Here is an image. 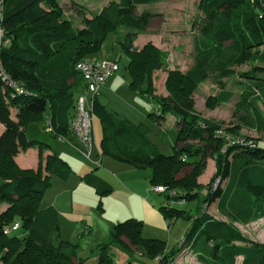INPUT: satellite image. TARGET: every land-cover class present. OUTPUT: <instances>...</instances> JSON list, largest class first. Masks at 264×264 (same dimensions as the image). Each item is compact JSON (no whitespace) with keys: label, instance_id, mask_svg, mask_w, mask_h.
I'll return each mask as SVG.
<instances>
[{"label":"trees","instance_id":"1","mask_svg":"<svg viewBox=\"0 0 264 264\" xmlns=\"http://www.w3.org/2000/svg\"><path fill=\"white\" fill-rule=\"evenodd\" d=\"M156 1L161 0H110L86 19L85 28L79 29L63 18L58 0H3L5 43L1 63L6 75L23 85L24 91L18 92L0 78V206L7 205L0 212V264H118L122 253L127 256L122 264H132L128 253L137 246L149 257L163 252L164 241L143 237L142 220L131 217L116 222L109 240L98 244L90 255L79 257L77 244L62 237L56 209L39 206L44 191L51 186V174L65 178L71 167L54 152L43 157L49 144L28 138L27 124L49 108V132L57 137L72 132L70 122L78 95L74 93L78 87L85 88L76 63L98 51L106 35L120 26L132 28L121 33L119 39L129 58V87L156 102L155 113L149 115L158 121L168 111L175 114L176 135L170 153L161 152L146 136L143 122L135 124L107 110L97 100L98 91L93 111L100 117L102 134L99 146L95 143L93 147L95 159L108 155L138 169L150 168L151 184L178 188L182 190L178 195L185 200L202 195L201 211L188 214L191 223L181 245L164 253L160 264H172L183 247L202 264H264V242L249 238L235 225L264 217V142L244 136L252 143L234 142L222 150L225 140L218 131L224 128L217 120L194 112L189 96L208 75L233 76L238 73L233 66L250 61L264 63V50L255 51L264 47V0H198L202 22L194 44V63L185 72L163 66L166 53L151 43L140 50L134 45L135 29L144 28L146 19L134 16V9ZM160 69L167 70L168 96L157 95L150 88L151 72ZM239 75L255 79L256 90L264 95V79L258 80L252 72ZM232 95V91L223 89L216 100L224 103ZM246 96L248 93L243 99ZM249 113L247 125L258 128L264 124L254 104ZM29 147L38 149V165L21 168L15 156ZM210 156L219 181L214 188L201 191L197 178ZM187 167L189 170L179 175ZM82 179L94 188L101 208L102 197L111 193V186L94 175ZM161 194L164 201L159 210L164 217L175 219L182 213L172 206L178 197ZM214 202L227 220L215 218L208 211ZM16 221L24 233L17 235L15 230L7 234L5 228Z\"/></svg>","mask_w":264,"mask_h":264},{"label":"rangeland","instance_id":"2","mask_svg":"<svg viewBox=\"0 0 264 264\" xmlns=\"http://www.w3.org/2000/svg\"><path fill=\"white\" fill-rule=\"evenodd\" d=\"M109 1L110 0H58V4L61 7L63 18L70 22L73 27L82 29L86 26V19L92 18L94 14L99 12ZM197 1L198 0H163L137 5L133 15L136 17H145L146 19L144 28L135 29L137 31V39L134 41L136 49L140 50L145 44L151 43L159 50L166 53V59L162 62L163 66L178 69L182 72L190 68L194 60L195 39L199 34L198 28L202 22V15L198 10ZM262 9L264 10V1L262 2ZM129 29L132 30L130 27L120 26L116 32L108 33L100 49L92 54V56L96 57L110 55L118 61V70L111 76L108 82L109 89H105L98 94V97H100L98 102L105 105L107 110L122 117L125 115L123 111H132L131 109H133V107H140L141 104L144 105V107L147 108L146 115H144L145 118L144 120H136V123L143 122L148 139L155 144L161 152L170 153L171 145L176 135L173 124L176 119L175 114L168 111L165 113L163 120L158 121L149 115L151 112L155 113L157 107L156 102L150 100V97L140 96L145 103L142 101L137 104L135 101L137 97H133L132 94L135 93H133L128 86L130 80L127 70L129 58L128 54L122 49L119 39L120 34ZM263 50V46L255 49V51L258 52H263ZM250 62H252V64ZM250 62L233 66L234 70L238 72L233 76L219 78L216 75H208L191 89L189 96L194 102V112L199 114L200 117L217 120L220 122L221 128H224L223 130L225 132H230L231 135L247 136L258 142H264V124L253 130L246 126L247 124L245 123V120L251 118L249 108L252 104L258 108L264 120V95L256 90L257 85L255 84V79L246 80V78L239 75L243 72H252L258 77V80L264 79V63H261V61H257L256 63H253V61ZM166 73L167 70L165 69L151 72L150 88L153 93L162 96L169 95V91L165 86ZM223 89L232 90L234 95L226 103H219L216 97L220 90ZM249 90H251V92H249ZM77 93L78 92L75 91L74 94ZM247 93L248 96L243 99V96ZM243 101L245 103H243ZM48 113L49 108L46 109L39 119L28 123L26 135L28 138L55 145L54 143L57 142V140L46 128ZM101 127L100 117L95 112L93 119V134L95 143L98 146L102 134ZM78 149L81 150V147ZM78 149H74L75 151H73L77 159L76 168L72 169L71 167V171L65 178H61L56 174H51L50 181L52 184L46 189L45 193H43L39 206L40 208H44L53 200L54 194L58 192L62 193V191L73 198V208L66 209L64 210L65 213L61 214V227L63 228L64 235L68 237L66 240L77 244L78 256L86 257L94 252L95 248H92V251L88 250L84 252V247L87 245L84 244V242L88 241L86 240L88 237L96 241L98 239V234L94 233V235L84 236V221H90L94 225L100 224L101 222L103 223L100 217L106 220L107 217L115 211L116 207L123 203L122 200L123 197H125V191L121 188H115L109 197L103 199L104 201L102 200L101 208L97 205V195L95 197L91 195V201L87 199L84 202V185L80 183V176L84 175L85 166L88 173L94 171L93 173L95 174L101 167H104V164H102V166H94L93 161L96 160V148H94L91 155V160L85 158ZM209 159L214 161L212 156L207 157L206 161H209ZM120 164L125 166L127 163L121 162ZM128 168L132 169H130V172L126 173V177L135 179L136 181L145 180L144 172L150 170L149 168H144L135 169L136 171H134L133 168L135 167L130 166ZM208 168L209 165L204 170L203 174H206ZM188 170V167L184 168L179 172V175H182ZM110 171L112 174L117 175L116 170L110 169ZM133 171L135 173H133ZM215 173L216 165L214 161V171L209 178L201 184V191H207V188L210 186L213 187L217 179ZM160 196L163 197L162 195ZM161 197L160 199L162 200ZM201 201L202 195H199L182 202L172 203L173 207L182 211L181 214L171 221L173 227V229L171 228L172 235L175 238L172 246H175V249L179 248L181 238L191 223V218L188 217V214H198L201 211ZM6 206V204H2L0 206V212ZM105 206L107 207L106 213L103 211ZM84 207L91 209L89 214H85V217ZM213 208L214 205L209 208L210 212L215 211ZM88 225L87 222L85 227L88 228ZM239 227L242 233L249 238L264 242V219H259L248 225L240 224ZM62 228L60 230H62ZM22 232V229H18L14 233L19 235ZM240 260L241 258L239 257L238 262ZM178 264L199 263L191 252H186L185 255L182 256L181 262L179 261Z\"/></svg>","mask_w":264,"mask_h":264},{"label":"crops","instance_id":"3","mask_svg":"<svg viewBox=\"0 0 264 264\" xmlns=\"http://www.w3.org/2000/svg\"><path fill=\"white\" fill-rule=\"evenodd\" d=\"M161 1H163V0H161ZM102 57L115 59L113 56H110V55L109 56H102ZM194 57H195V51H194ZM193 63H194V60H193ZM166 77H167V73L165 75V79H166ZM110 78H111V76L105 82H103L101 84V86L99 88V93H101V91H103L105 89H109L108 82H109ZM128 86H129V82H128ZM130 89H131V91H133V93H135V94H132L133 97H137L135 99L137 104L139 102L143 101L142 98H140V96L141 97L142 96L150 97L147 94H141L140 92H138V90H135L132 88H130ZM75 91L78 92L77 94H79L83 91V87H78ZM230 91H232V90H230ZM77 94H75V95H77ZM233 95H234V93H233ZM99 98L100 97L97 96V100H99ZM149 99L153 100L151 97ZM143 103H145V102L143 101ZM224 103H226V102H224ZM131 110L132 111H123L125 114L124 115L125 118H127L129 121H131L132 123H135V124H137L136 120H139V119L144 120V118H145L144 115H146L145 113L147 112L146 111L147 108L144 107V105L141 104L140 107H133V109H131ZM174 122H175V120H174ZM246 126L252 128L253 130L256 129V127H254V126H250V125H246ZM0 130H1V125H0ZM65 136H66L65 141L61 140L57 136H54L55 139L57 140V142L54 143L55 145L49 144V147L43 151V157L50 154L51 152H54L55 154L62 157L70 165V167H72V169L73 168L75 169L76 164H77V159H76L73 151H75L74 149H78L79 147H81V149H82V145H81L80 141L76 138V136L73 134V132H69ZM78 150H80V149H78ZM80 152H81V150H80ZM95 152H96V150H95ZM109 157L110 156H108V155H102L101 156L99 165L102 166V164H104V167H101L102 169L100 168V170L95 173L96 175L93 173L94 171H90L88 173L86 171L87 169L85 166L83 176L94 175V176L98 177L99 179H101L102 181L107 182L111 186V188H112L111 193L102 197V200L109 197L110 194H112V192L115 190V188L116 189L121 188L123 191H125V197H123V200H122L123 203L120 206L118 205L116 207L115 211H113L109 215V217H107L106 220L103 219L102 217H100L102 219L103 223L101 222L100 224L94 225L90 221H84L85 222L84 223V236L94 235V233L98 234V239L96 241H95V239L91 240L90 237H88L86 239L88 241H85L84 244H87L86 246H88V245L89 246L84 247V252L88 251V250L92 251L93 250L92 248L96 249L98 244L109 240L110 232L113 228V225L116 222L122 221L126 218L133 217V218H137V219L142 220V227H141L142 236L143 237L158 238V239L164 241V249H163V252L157 253L153 257H149L145 254L144 249L141 246H137L134 248V250L131 253H128L129 254L128 258H129L130 262L132 264H160V258L164 255V253L168 254L172 249H175V246L174 247L172 246L174 244V241H175V238L172 235L173 227H172L171 221L173 220V218L168 219V218L164 217L162 212L159 210V206L164 201V196H163V194L155 192L154 190L151 189V187L154 185L150 183V178L152 175L150 168H149L150 170H146V172H144L145 180L136 181L135 179H131L129 177H126V173L130 172L131 171L130 169H132V168H128L131 165L127 166L129 164H126V165L123 164L125 166H122V164H120L121 162L116 161L111 157L109 159ZM15 161L21 168H36L38 165V162H39L38 149L36 147H29L26 150L18 152L17 155L15 156ZM208 165H209L208 171L206 172V174H203L204 170L207 168ZM94 166H95V164H94ZM110 169L116 170L117 175L112 174ZM133 169H134V171H136L135 169H138V168H133ZM204 170L200 174V176L198 177V180H197L200 185L204 181H206V179L209 178V176L213 173L214 161H212L210 159H209V161H206V165H205ZM134 171H133V173H135ZM83 176H80V179H81L80 183H81V185H84V202L87 199L89 201H91V195H92V197H95L97 194H96L94 188L90 184L83 181V179H82ZM50 178H51V176H50ZM225 183H226V181L223 182V186L225 185ZM45 191H44V193H45ZM160 195H162L163 197H161ZM158 196H160L162 198V200ZM73 204H74L73 198L68 196L66 194V192L62 191V193L58 192V193L54 194L53 200L47 206H45V207H54L56 209V211L58 212L60 229L62 228L61 227L62 226L61 221H60L61 214L65 213L64 210H66V209L68 210V209L73 208ZM212 205H214V208H213L215 210L214 212H210V210H209V208ZM211 206L208 208V211L215 218L227 220L226 217H224L223 215H221L217 211L216 202L212 203ZM90 210H91L90 208L84 207V217L86 216L85 214H89ZM106 210H107V207L105 206L103 211L106 213ZM103 215H104V213H103ZM259 219H264V217L255 219L253 221H250L249 223H252V222L257 221ZM87 222L89 224L88 228L85 227V225H87ZM249 223L242 224L239 222H235V225L240 229V227H239L240 224L248 225ZM23 233H24V231L21 234H23ZM61 234H62L63 238H65V239L68 238L67 236L64 235L63 228L61 230ZM186 252L190 253V251H188L185 247H183L180 251H178L174 255V258L172 260V264H178L179 261L181 262V258L183 255H185ZM191 254L194 255L195 259L197 260L195 254L192 252H191ZM125 258H127L125 253L120 254L117 263L122 264L125 261ZM240 258H242V257L240 256ZM197 262L199 264H202L198 260H197Z\"/></svg>","mask_w":264,"mask_h":264},{"label":"built area","instance_id":"4","mask_svg":"<svg viewBox=\"0 0 264 264\" xmlns=\"http://www.w3.org/2000/svg\"><path fill=\"white\" fill-rule=\"evenodd\" d=\"M3 8V0H0V53L2 46L5 43L4 29L1 24ZM75 67L81 75V78L85 84V88L76 97L75 109L70 124L73 134L76 136V138L80 141L82 145L81 153L85 158L91 160L93 147L95 145L93 134V101L95 95L99 91L101 84L118 70V61L116 59L107 57L89 56L80 59L76 63ZM0 78L6 84L15 88L18 92L24 91L23 85L14 82L6 75L2 67L1 57ZM46 128L48 131L51 130V123L49 120L46 121ZM218 132L225 140V144L223 145L222 150H224L227 145L232 144L234 142L243 143L246 145L252 143V140H250L249 138L246 139L244 136L242 137L231 135L230 133H227L221 129ZM59 138L65 141V137L59 136ZM99 160L100 158L93 161V163L95 165H98ZM218 181L219 178L216 179L213 188L216 186ZM151 189L158 193H168L170 197H178L176 198V202H182L185 200L184 197L178 195V193L182 192V190L178 188L167 189L164 185H154ZM167 202H170V200H167ZM19 227L20 224L16 221L12 225L6 227L5 232L7 234H10L13 231L17 230ZM181 241L179 245H181Z\"/></svg>","mask_w":264,"mask_h":264}]
</instances>
